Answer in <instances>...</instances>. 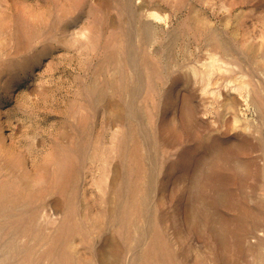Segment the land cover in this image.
<instances>
[{
  "label": "rangeland",
  "instance_id": "374dc122",
  "mask_svg": "<svg viewBox=\"0 0 264 264\" xmlns=\"http://www.w3.org/2000/svg\"><path fill=\"white\" fill-rule=\"evenodd\" d=\"M0 264H264V0H0Z\"/></svg>",
  "mask_w": 264,
  "mask_h": 264
}]
</instances>
